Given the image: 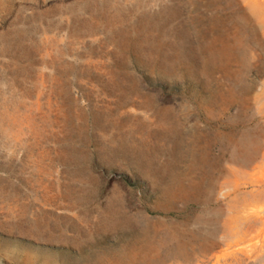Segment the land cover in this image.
<instances>
[{"label": "rangeland", "instance_id": "1", "mask_svg": "<svg viewBox=\"0 0 264 264\" xmlns=\"http://www.w3.org/2000/svg\"><path fill=\"white\" fill-rule=\"evenodd\" d=\"M0 264H264V0H0Z\"/></svg>", "mask_w": 264, "mask_h": 264}]
</instances>
